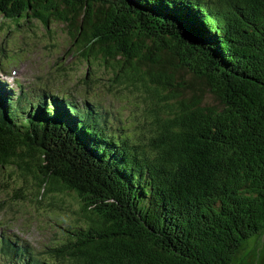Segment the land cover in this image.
<instances>
[{"label": "trees", "instance_id": "obj_1", "mask_svg": "<svg viewBox=\"0 0 264 264\" xmlns=\"http://www.w3.org/2000/svg\"><path fill=\"white\" fill-rule=\"evenodd\" d=\"M0 17L62 23L111 85L145 94L155 125L151 136L115 134L93 106L79 112L53 94L52 109L29 102L20 120L5 99L0 169L14 173L11 200L70 195L81 222L45 252L53 262L17 242L0 246L3 256L236 264L243 243L261 239L264 0H0Z\"/></svg>", "mask_w": 264, "mask_h": 264}, {"label": "rangeland", "instance_id": "obj_2", "mask_svg": "<svg viewBox=\"0 0 264 264\" xmlns=\"http://www.w3.org/2000/svg\"><path fill=\"white\" fill-rule=\"evenodd\" d=\"M90 61L76 52L60 22L52 21L45 26L33 20L20 26L14 20L0 17V83L5 84L10 97L21 91L28 94H23V100L12 102L13 109L21 115L20 120L27 116L28 101H35L33 95L46 89L51 95L53 92L73 98L81 108H76L79 112L93 106L104 115L101 119L106 117L112 133L151 136L155 125L151 122L152 105L145 94L125 84L111 85L110 70L97 61ZM85 78L89 84L83 82ZM52 106L50 103L47 107L52 109ZM13 176V172L9 174L6 169H0V231L20 244H28L41 259L53 262L45 252L66 241L67 231L74 230L81 222L75 214L76 201L65 195L56 197L59 203L56 200L52 203L49 196L36 202L29 193L22 199L11 200ZM29 191L35 194L33 189ZM234 262L264 264V235L261 239L253 236L246 240ZM16 263L13 257L0 253V264Z\"/></svg>", "mask_w": 264, "mask_h": 264}]
</instances>
